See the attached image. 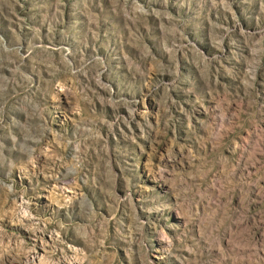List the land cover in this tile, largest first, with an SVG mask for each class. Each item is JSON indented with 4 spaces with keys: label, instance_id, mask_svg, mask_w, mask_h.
<instances>
[{
    "label": "rangeland",
    "instance_id": "374dc122",
    "mask_svg": "<svg viewBox=\"0 0 264 264\" xmlns=\"http://www.w3.org/2000/svg\"><path fill=\"white\" fill-rule=\"evenodd\" d=\"M0 264H264V0H0Z\"/></svg>",
    "mask_w": 264,
    "mask_h": 264
}]
</instances>
